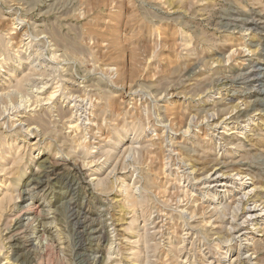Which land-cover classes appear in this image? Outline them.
<instances>
[{
    "label": "rangeland",
    "instance_id": "rangeland-1",
    "mask_svg": "<svg viewBox=\"0 0 264 264\" xmlns=\"http://www.w3.org/2000/svg\"><path fill=\"white\" fill-rule=\"evenodd\" d=\"M234 1L0 0V264H264V0Z\"/></svg>",
    "mask_w": 264,
    "mask_h": 264
},
{
    "label": "bare ground",
    "instance_id": "bare-ground-1",
    "mask_svg": "<svg viewBox=\"0 0 264 264\" xmlns=\"http://www.w3.org/2000/svg\"><path fill=\"white\" fill-rule=\"evenodd\" d=\"M235 1H236V0H235ZM235 1H234V2H235ZM195 2H196V1H195ZM199 2H200V1H199ZM204 4H205V3H204ZM204 4H203V5H204ZM235 5H236V4H235ZM202 7H203V6H202ZM206 8H207V7H206ZM250 17H251V16H250ZM221 22H222V21H221ZM242 23H243V22H242ZM238 25H239V24H238ZM11 29H13V28H11ZM11 29H8V31L6 30V31H7V34L10 33ZM3 36H4V35H3ZM9 36H10V34H9ZM188 36H189V35H188ZM184 39H185V38H184ZM2 40H3V39H2ZM5 41H6V40H5ZM7 42H8V41H7ZM186 42H187V41H186ZM238 43H239V42H238ZM233 44H234V43H233ZM179 45H180V44H179ZM185 47H186V46H185ZM239 48H240V47H239ZM16 49H17V48H16ZM177 50H178V49H177ZM233 51H234V50H231L230 53H233ZM246 51H247V50H246ZM180 52H181V51H180ZM18 54H19V53H18ZM225 61H226V60H225ZM228 61H229V59H228ZM226 62H227V61H226ZM213 64H214V63H213ZM215 64H216V63H215ZM110 67H111V66H110ZM111 68H112V67H111ZM112 69H113V68H112ZM253 70H254V69H253ZM105 71H108L107 68H106ZM113 71H114V70H113ZM115 72H116V71H115ZM115 72H114V73H115ZM205 72H206V71H205ZM110 74H111V73H110ZM254 75H255V74H254ZM109 76H110V75H109ZM247 77H248V76H247ZM15 80H16V79H15ZM242 81H243V80H242ZM245 81H246V80H245ZM17 82H18V81H17ZM17 82H16V83H17ZM191 82H192V81H191ZM18 83L20 84V81H19ZM118 84H119V83H118ZM16 85H17V84H16ZM46 85H47V83H46ZM181 86H182V85H181ZM21 87H22V85L19 86V88H21ZM41 87H42V86H41ZM44 87H45V86H44ZM16 88H18V86H16ZM10 89H11V88H10ZM39 89H40V88H39ZM57 89H58V88H57ZM31 90H32V89H31ZM1 91H2V90H1ZM8 91H9V90H8ZM39 91H40V90H39ZM62 91H63V90H62ZM77 91H79V90L77 89ZM30 92H31V91H30ZM70 92H71V91H70ZM8 93H10V92H8ZM13 93H14V92H13ZM18 93H19V92H18ZM31 93H32V92H31ZM49 93H50V92H49ZM62 93H63V92H62ZM75 93H76V92H75ZM80 93H81V92H80ZM82 93H83V92H82ZM91 93H92V92H91ZM6 94H7V93H6ZM55 94H56V93H54V95H55ZM96 94H97V92H96ZM52 95H53V93H52V94L50 93V94L48 95V96H49L48 98L46 97L47 95H46L44 98H45V99L47 98V99L50 101V100L53 98V96H54V95H53V96H52ZM81 95H82V94H81ZM85 95H86V94H85ZM199 95H200V93H199ZM7 96H8V94H7ZM66 96H67V95H66ZM68 96H69V95H68ZM28 97H29V96H28ZM89 97H90V96H89ZM92 97H93V96H92ZM94 97H95V96H94ZM72 98H74V97H72ZM2 99H3V98H2ZM21 99H22V98H21ZM27 99H28V98H27ZM33 99H34V98H33ZM45 99H44V100H45ZM80 99H82V98H80ZM83 99H84V98H83ZM88 99H90V98H88ZM95 99H96V98H95ZM23 100H24V99H23ZM48 100H47V101H48ZM52 100H53V99H52ZM52 100H51V101H52ZM32 101H33V100H32ZM32 101H31V102H32ZM36 101H37V100H36ZM49 101H48V102H49ZM98 101H99V100H98ZM16 102H17V101H16ZM27 102H28V101H27ZM45 102H46V100L44 101V103H45ZM99 102H100V101H99ZM19 103H20V101H19ZM29 103H30V102H29ZM49 103H50V102H49ZM96 103H97V102H96ZM102 103H103V102H102ZM242 103H243V102H242ZM83 104H84V103H83ZM88 104H89V103H88ZM20 105H21V104H20ZM22 105H23V104H22ZM98 105H99V104H98ZM104 105H105V104H104ZM13 106L15 107V105H13ZM24 106H25V105H24ZM87 106H88V105H87ZM31 107H32V106H31ZM95 107H96V106H95ZM23 108H25V107H23ZM32 108H33V107H32ZM37 108H38V107H37ZM60 108H61V107H60ZM38 109H39V108H38ZM45 109H46V108H45ZM75 109H76V108H75ZM185 109H186V108H185ZM15 110H16V109H15ZM51 110H52V109H51ZM55 110H56V109H55ZM60 110H61V109H60ZM105 110H106V109H105ZM105 110H104V111H105ZM68 111H69V110H68ZM84 111H85V110H84ZM260 111H261V110H260ZM73 112H74V111H73ZM98 112H99V111H98ZM59 113H60V112H59ZM104 113H105V112H104ZM236 113H237V112H236ZM5 114H6V112H5ZM39 114H40V113H39ZM46 114H47V113H46ZM76 114H77V113H76ZM231 114H232V113H231ZM3 115H4V114H3ZM32 115H33V114H32ZM51 115H52V114H51ZM55 115H56V114H55ZM86 115H87V114H86ZM91 115H93V114H91ZM94 115H95V114H94ZM99 115H100V114H99ZM105 115H106V114H105ZM47 116H48V114H47ZM49 116H50V115H49ZM216 116H217V115H216ZM228 116H229V115H228ZM21 117H22V116H21ZM86 117H88V116H86ZM212 117H213V116H212ZM224 117H225V116H224ZM49 118H50V117H49ZM190 118H191V116H190ZM194 118H195V117H194ZM60 119H61V118H60ZM90 119H91V118H90ZM102 119H103V118H102ZM216 119H217V118H216ZM50 120H51V119H50ZM65 120H66V119H65ZM72 120H73V119H72ZM72 120H67V121L65 122V125L67 126L68 134H69V135L72 134V136H71V135H70V136H71V137H75V136L78 135V133H79V131H78V129H79L78 126H79V125H77V124L74 122L75 120H73V121H72ZM88 120H89V119H88ZM94 121H95V120H94ZM94 121H93V122H94ZM204 121H205V119H204ZM222 121H223V120H222ZM222 121H221V122H222ZM27 122H29V121L27 120ZM27 122H26V123H27ZM6 123H7V122H6ZM199 123H200V122H199ZM222 123H223V122H222ZM224 123H225V122H224ZM13 124H14V123H13ZM18 124H19V123H18ZM22 124H24V123H22ZM27 124H28V123H27ZM219 124H220V123H219ZM30 125H31V124H30ZM105 125H106V124H105ZM112 125H113V124H112ZM32 126H33V125H32ZM92 126H93V125H92ZM114 126H115V125H114ZM35 127H36V126H35ZM64 127H65V126H64ZM82 127H83V126H82ZM82 127H81V128H82ZM112 127H113V126H112ZM215 127H216V126H215ZM226 127H228V126H226ZM27 128H28V127H27ZM51 128H52V127H51ZM92 128H93V127H92ZM107 128H108V127H107ZM107 128H106V129H107ZM131 128H132V127H131ZM224 128H225V127H224ZM52 129H53V128H52ZM52 129H51V130H52ZM67 129H66V130H67ZM116 129H117V128H116ZM186 129H187V128H186ZM82 130H83V128H82ZM165 130H166V129H165ZM91 131H92V130H91ZM93 131H94V130H93ZM105 131H106V130H105ZM232 131H233V130H232ZM28 132H29V131H28ZM85 133H86V131H85ZM68 134H67V135H68ZM136 135H137V134H136ZM233 135H234V134H233ZM108 137H109V136H108ZM120 137H121V136H120ZM137 137H138V136H137ZM0 138H1V137H0ZM79 138H80V137H79ZM79 138H77V139H79ZM99 138H100V137H99ZM104 138H106V137H104ZM135 138H136V137H135ZM77 139H76V140L74 139V142H75V141H78V147H79V145H81V147H82V144L85 143V142L82 143L83 140L79 142V140H77ZM81 139H82V138H81ZM81 139H80V140H81ZM86 140H87V139H86ZM105 140H106V139H105ZM120 140H121V139H120ZM138 140H139V139H138ZM157 140H158V139H157ZM94 141H95V140H94ZM145 141H146V140H145ZM152 141H153V140H152ZM109 142H110V141H109ZM168 142H169V141H168ZM170 142H171V141H170ZM89 143H90V142H89ZM89 143H88V144H89ZM102 143H103V142H102ZM154 143H155V142H154ZM72 144H73V143H72ZM72 144H71V147H72ZM143 144H144V143H143ZM49 145H50V144H49ZM84 145H85V144H84ZM103 145H104V144H103ZM76 146H77V145H76ZM85 146H86V145H85ZM142 146H143V145H142ZM142 146H141V147H142ZM229 146H230V145H229ZM28 147H29V146H28ZM81 147H79V148H81ZM74 148H75V147H74ZM109 148H110V147H109ZM228 148L230 149V148H233V147H232V145H231V146L228 147ZM68 149H69V148H68ZM87 149H88V147H87ZM104 149H105V148H104ZM31 150H32V149H31ZM75 150H76V149H75ZM84 150H85V148H84ZM89 150H90V149H89ZM132 150H133V149H132ZM134 150L136 151L135 148H134ZM59 151H60V150H59ZM87 151H88V150H87ZM90 151H91V150H90ZM110 151H111V149L107 151V148H106V153H109ZM172 151H173V150H172ZM132 152H133V151H132ZM173 152H174V151H173ZM59 153H60V152H59ZM89 153H90V152H89ZM109 155H110V154H109ZM109 155H108V156H109ZM180 155H181V154H180ZM98 156H99V155H98ZM29 157H30V156H29ZM77 157H78V156H77ZM15 158H16V157H15ZM17 158H18V160H19V157H18V156H17ZM17 158H16V160H17ZM20 158H21V157H20ZM99 158H100V157H99ZM126 158H127V157H126ZM128 158H129V156H128ZM64 159H65V158H64ZM75 159H76V158H75ZM80 159H81V158H80ZM16 160H15V161H16ZM18 160H17V162H18ZM77 160H78V159H77ZM95 160H96V159H95ZM51 161H52V160H51ZM13 162H14V161H13ZM54 162H55V161H54ZM78 162H79V161H78ZM88 162H89V161H88ZM121 162H122V161H121ZM57 163H58V162H57ZM91 163H92V162H91ZM13 164L16 165V163H13ZM45 164H46V163H45ZM114 164H115V163H114ZM11 165H12V164H11ZM82 165H83V164H82ZM91 165H92V164H91ZM115 165H116V164H115ZM2 166H3V165H2ZM75 166H76V165H75ZM4 167H5V166H4ZM12 167H13V166H12ZM216 167H218V166L216 165ZM71 168H72V167H71ZM95 169H96V168H95ZM95 169H94V170H95ZM1 170H2V169H1ZM94 170H93V171H94ZM53 171H54V169H53ZM97 171H98V170H95L94 172H97ZM189 171H190V170H189ZM211 172H212V171H211ZM80 173H81V172H80ZM90 173H91V172H90ZM130 173H131V172H130ZM54 174H55V173H54ZM86 174H87V173H86ZM109 174H110V173H109ZM231 174H232V173H231ZM3 175H4V174H3ZM216 175H217V174H216ZM235 175H236V174H235ZM88 176H89V175H88ZM110 176H111V175H110ZM218 176H219V174H218ZM220 176L223 177V175H220ZM144 177H145V176H144ZM214 177H215V176H214ZM226 177H227V175H226ZM235 177H237V176H235ZM238 177H239V175H238ZM100 178H101V177H100ZM181 178H182V177H181ZM44 179H45V178H44ZM94 179H96V178H94ZM215 179H216V178H215ZM234 179H235V178H234ZM236 179H237V178H236ZM236 179H235V180H236ZM244 179H245V178H244ZM96 180H97V179H96ZM193 180H194V179H193ZM195 180H196V179H195ZM80 181H81V180H80ZM90 182H91V181H90ZM221 185H222V184H221ZM224 185H225V184H224ZM224 185H223V186H224ZM227 185L230 186V184H227ZM125 186H126V185H125ZM136 186H137V185H136ZM6 188H7V187H6ZM8 188H9V187H8ZM74 188H75V187H74ZM92 188H93V187H92ZM62 189H63V188H62ZM250 189H253V186H252V188H250ZM25 191H27V190H25ZM31 191H32V190H31ZM150 191H151V190H150ZM156 191H157V189H156ZM222 191H223V190H222ZM4 192H5V191H4ZM28 192H29V190H28ZM32 192H33V191H32ZM134 192H135V191H134ZM138 192H139V190H138ZM229 192H230V193L232 192L231 194L234 195V194H233V191H229V190H228V191H225V194L228 195ZM247 192H249V191H247ZM0 193H2V192H0ZM223 193H224V192H223ZM3 194H4V193H3ZM6 194H7V193H6ZM44 194H45V193H44ZM156 194H157V193H156ZM206 194H208V192H207ZM8 195H9V194H8ZM8 195H7V196H8ZM17 195H18V194H17ZM71 195H72V194H71ZM76 195H77V194H76ZM242 195H243V194H242ZM245 195H246V191H245ZM4 196H5V194L1 197V199H3ZM169 196H170V195H169ZM223 196H225V195H223ZM223 196H222V197H223ZM243 196H244V195H243ZM243 196H240V198H242ZM19 197H21V196H19ZM22 197H23V196H22ZM244 197H245V196H244ZM4 198H5V197H4ZM169 198H170V197H169ZM234 198H235V197H234ZM238 198H239V197H238ZM8 199H9V198H8ZM8 199H7V200H8ZM74 199H75V198H74ZM203 199H204V198H203ZM230 199H232L231 201H234V202H235V200H233V198H230ZM230 199H229V200H230ZM236 199H237V197H236ZM129 200H131V198H130ZM238 200H239V199H238ZM251 200H252V199H251ZM251 200H250V201H251ZM192 201H193V200H192ZM231 201H230V202H231ZM240 201H241V200H240ZM242 201H244V199H243ZM246 201H247V200H246ZM15 202H16V201H15ZM206 202H207V201H206ZM228 202H229V201H228ZM236 202H237V201H236ZM129 203H130V202H129ZM238 203H239V202H238ZM241 203H242V202H241ZM130 204H132V203H130ZM195 204H196V203H195ZM209 204H210V203H209ZM239 204H240V203H239ZM244 204H245V208H244V209L241 208V209H243V211H244V213H245L246 216H248V217H250V218H251V217H255V218H256V216H258V215H259L258 218H259L260 216H262V213H263L264 209H260L259 212H258V209H257V208L259 207V205H257L255 201H251L250 204H248L247 202L244 203ZM1 205H3V202H2ZM1 205H0V208L2 207ZM6 205H7V204H6ZM202 205H203V204H202ZM231 205H232V203H231ZM235 205L237 206L238 204L236 203ZM240 205H241V204H240ZM221 206H222V205H221ZM236 206H235V207H236ZM241 206H242V205H241ZM241 206H240V207H241ZM200 207H202V206H200ZM207 207H208V205H207ZM210 207H211V205H210ZM210 207H209V208H210ZM213 207H214V206H212V208H213ZM224 207H225V206H224ZM238 207H239V206H238ZM204 208H205V207H204ZM201 209H202V208H201ZM233 209H234V208H233ZM72 210H73V209H72ZM210 210H211V209H210ZM212 210H214V209H212ZM231 210H232V209H231ZM236 210H237V209H236ZM22 211H23V210H22ZM24 211H26V210H24ZM256 211H257L258 214L256 213ZM0 212H1V211H0ZM26 212H27V211H26ZM26 212H25V214H27ZM20 213H21V212H20ZM20 213H19V214H20ZM34 213H35V212H34ZM162 213H163V212H162ZM184 213H185V212H184ZM17 214H18V212H17ZM190 214H191V213H190ZM20 215H21V214H20ZM22 215H23V214H22ZM153 215H154V214H153ZM166 215H167V214H166ZM205 215H206V214H205ZM29 216H30V215H29ZM32 216H33V215H32ZM191 216H192V215H191ZM224 216H225V215H224ZM246 216H245V217H246ZM7 217H8V216H7ZM16 217H17V216H16ZM16 217H15V218H16ZM19 217H20V216H19ZM19 217H17V220H16V221H20V220H18ZM26 217H27V216H26ZM33 217H34V216H33ZM35 217H36V216H35ZM168 217H169V216H168ZM197 217H198V216H197ZM36 218H37V217H36ZM193 218H194V217H193ZM25 219H26V218H25ZM32 219H33V218H32ZM109 219H110V218H109ZM245 219H246V218H245ZM27 220H28V219H27ZM78 220H79V219H78ZM163 220H164V219H163ZM14 221H15V220H14ZM31 221H32V220H31ZM34 221H35V220H34ZM161 221H162V220H161ZM206 221H207V220H206ZM247 221H248V219H247ZM255 221H256V220H255ZM98 222H99V221H98ZM207 222L209 223V221H207ZM17 223H18V222H17ZM75 223H76V222H75ZM108 223H109V222H108ZM231 223H232V222H231ZM246 223H247V222H246ZM11 224H12V223H11ZM13 224H14V223H13ZM18 224H19V223H18ZM101 224H102V223H101ZM152 224H153V223H152ZM221 224H222V223H221ZM251 224H252V223H251ZM257 224H259V222H258V223H254V225H257ZM28 225H29V224H28ZM74 225H75V224H74ZM239 225H241V224H239ZM243 225H244V224H243ZM21 226H22V225H21ZM79 226H80V225H79ZM213 226H214V225H213ZM236 226H238V225H236ZM11 227H12V226H11ZM101 227H102V226H101ZM146 227H147V226H146ZM231 227H232V226H231ZM210 228H211V227H210ZM234 228H236V227H234ZM234 228H233V229H234ZM9 229H10V228H9ZM13 229H14V228H13ZM160 229H161V227H160ZM233 229H232V230H233ZM96 230H97V228H96ZM191 230H192V229H191ZM193 230H194V229H193ZM208 230H209V229H208ZM228 230H229V229H228ZM234 230H236V229H234ZM10 231H11V230H10ZM98 231H99V230H98ZM99 232H101V231H99ZM188 232H189V231H188ZM194 232H195V231H194ZM237 232H238V231H237ZM243 232H244V231H243ZM245 232H246V231H245ZM11 233H12V232H11ZM40 233H41V232H40ZM106 233H107V232H106ZM227 233H228V232H227ZM241 233H242V232H240V234H241ZM43 234H44V233H43ZM238 235H239V234H238ZM29 236H30V235H29ZM29 236H28V237H29ZM157 236H158V235H157ZM239 236H240V238H241V237H243V238L245 237V236H244V233H242V234L239 235ZM239 236H238V237H239ZM13 237H14V236H13ZM91 237H92V236H91ZM97 237H98V236H97ZM10 238H11V237H10ZM15 238H16V237H15ZM86 238H87V237H86ZM107 238H108V237H107ZM12 239H13V238H12ZM40 239H41V238H40ZM42 239H43V238H42ZM229 239H230V238H229ZM250 239H253V238H250ZM37 240H39V239H37ZM184 240H185V239H184ZM239 240H240V239H239ZM1 241H2V240H1ZM226 241H227V240H226ZM228 241H229V240H228ZM244 243H245V242H244ZM14 244H15V243H14ZM44 244H45V242H44ZM183 244H184V243H183ZM89 245H90V244H89ZM239 245H240V244H239ZM252 245H253V243H252ZM195 246H196V245H195ZM249 246H250V245H249ZM45 247H46V249H47V246H45ZM45 247H44V248H45ZM176 248H177V247H176ZM195 248H196V247H195ZM249 248H250V247H249ZM249 248H248V249H249ZM110 249H111V248H110ZM246 249H247V247H246ZM251 249H253V248H251ZM44 250H45V249H44ZM132 250H134V249L132 248L131 251H132ZM136 250H137V249H136ZM191 250H192V249H191ZM0 251H1V250H0ZM36 251H37V250H36ZM44 252H46V251H44ZM44 252H43V253H44ZM164 252H165V251H164ZM0 253H1V252H0ZM107 253H108V252H107ZM129 253H130V252H129ZM134 253L137 254L136 252H134ZM138 254H139V253H138ZM138 254H137V255H138ZM45 255H46V254H45ZM131 255H132V253H131ZM209 255H210V254H209ZM247 255H248V254H247ZM129 256H130V255H129ZM203 256H204V255H203ZM205 256H206V255H205ZM252 256H254V255H252ZM111 257H112V256H111ZM206 257H207V256H206ZM217 258H218V257H217ZM109 259H110V258H109ZM160 259H161V258H160ZM180 259H181V258H180ZM185 259H186V258H185ZM204 259H205V258H204ZM208 259H209V258H208ZM231 259H232V258H231ZM211 260H213V259L211 258ZM232 260H235V259H232ZM4 261H5V260H4ZM46 261H47V260H46ZM108 261H109V260H108ZM113 261H114V260H113ZM203 261H206V260H203ZM1 262H2V261H1ZM48 262H49V261H48ZM92 262H93V261H92ZM160 262H161V261H160ZM184 262H185V261H184ZM250 262H251V261H250ZM250 262H249V263H250ZM3 263H4V262H3ZM13 263H14V262H13ZM165 263H166V262H165ZM207 263H210V264H212V263L218 264V263H220V262H214V261H212V262H208V261H207ZM252 263H253V262H252ZM6 264H7V261H6ZM46 264H47V263H46ZM175 264H176V263H175ZM205 264H206V263H205ZM220 264H222V263H220Z\"/></svg>",
    "mask_w": 264,
    "mask_h": 264
}]
</instances>
